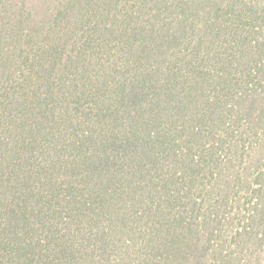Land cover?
I'll use <instances>...</instances> for the list:
<instances>
[{"label":"trees","instance_id":"16d2710c","mask_svg":"<svg viewBox=\"0 0 264 264\" xmlns=\"http://www.w3.org/2000/svg\"><path fill=\"white\" fill-rule=\"evenodd\" d=\"M101 1L0 79V264H264V10L173 51Z\"/></svg>","mask_w":264,"mask_h":264},{"label":"rangeland","instance_id":"374dc122","mask_svg":"<svg viewBox=\"0 0 264 264\" xmlns=\"http://www.w3.org/2000/svg\"><path fill=\"white\" fill-rule=\"evenodd\" d=\"M99 6H83L82 11H77L75 6L64 9L68 1H62L57 7L58 0H0V14L3 17L5 38L2 46L5 48L4 66L0 70V79L9 76L15 70L21 51H30L44 38L54 19L58 26L51 29L50 39L57 36L67 38V28L77 32L76 12L85 15V20L93 21L103 11H113L112 5H104L103 1L96 0ZM110 1V0H109ZM144 9L151 12L144 16L159 37L171 50L177 51V45L183 41L185 45L187 36L196 38L208 29L206 22L213 18L217 11H263L264 0H140ZM99 11V13H97ZM154 15V16H153ZM58 17V18H57ZM104 20L110 21L107 14H100ZM68 19V22H67ZM151 27V28H152ZM169 31V35L166 32ZM172 34V35H171ZM49 39V40H50ZM147 40H150L148 37ZM264 150L258 154L261 158ZM256 157V158H257Z\"/></svg>","mask_w":264,"mask_h":264}]
</instances>
